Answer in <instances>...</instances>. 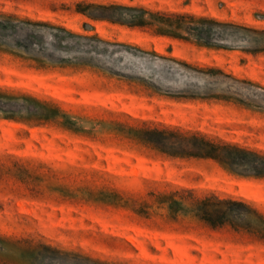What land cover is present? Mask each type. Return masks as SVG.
<instances>
[{"label": "rangeland", "instance_id": "1", "mask_svg": "<svg viewBox=\"0 0 264 264\" xmlns=\"http://www.w3.org/2000/svg\"><path fill=\"white\" fill-rule=\"evenodd\" d=\"M0 93V264H264V178L197 157L264 155V0H0ZM213 195L256 214L213 228Z\"/></svg>", "mask_w": 264, "mask_h": 264}, {"label": "trees", "instance_id": "2", "mask_svg": "<svg viewBox=\"0 0 264 264\" xmlns=\"http://www.w3.org/2000/svg\"><path fill=\"white\" fill-rule=\"evenodd\" d=\"M167 19L176 21L174 24L160 26L159 33H168L175 37L186 35L187 38H194L205 46L219 48L226 47L220 46L214 40L216 36L215 28H238L235 24L205 17L171 15ZM31 100L41 104L35 99ZM13 101H16V98L0 93V110L10 112L11 110L8 109L13 106ZM201 141L202 148L197 157L215 160L230 173L241 177L264 178V155L235 145L214 143L206 139ZM194 212L196 216L213 228L221 227L226 223H233L234 220H239L246 215L256 214V210L243 201L231 198L222 199L214 195L199 201Z\"/></svg>", "mask_w": 264, "mask_h": 264}]
</instances>
